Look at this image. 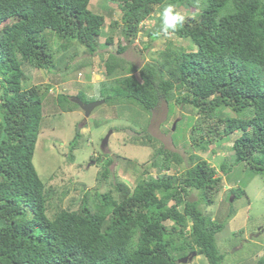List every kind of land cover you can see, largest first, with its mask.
Returning a JSON list of instances; mask_svg holds the SVG:
<instances>
[{"label":"trees","instance_id":"trees-1","mask_svg":"<svg viewBox=\"0 0 264 264\" xmlns=\"http://www.w3.org/2000/svg\"><path fill=\"white\" fill-rule=\"evenodd\" d=\"M103 1L116 3L121 19L111 24L119 28V40L115 54L103 61L106 79L97 84L99 101L136 105L148 114L160 101L190 107L194 116L186 137L192 153L185 160L146 134L148 144H140L152 147L155 177L143 169L132 188L113 180L112 191L82 192L73 211L61 206L66 192L55 205L52 187L33 165L42 103L51 96V86L24 89L22 68L57 70L62 61L76 57L70 44L86 54L80 66H91L102 47L98 39L105 19L88 8L90 0H0V264H177L192 252L208 264H224L216 235L235 211L231 208L223 220L207 213L223 181L200 153H214L240 133L231 146L235 163L264 171V0ZM168 5L198 10L167 30L188 45L169 40L141 67L125 65L117 55L130 48L142 53L134 41L144 21L154 19L144 51L165 33ZM156 8L159 18L153 16ZM53 36L61 40L58 51H73L65 59H54ZM112 43L110 35L103 47ZM77 97L59 93L52 102L59 111L71 112L79 108L72 102ZM80 138L77 130L68 144L69 161ZM110 163L99 171L97 182L108 178ZM184 163L170 174L172 165ZM219 168L228 175L226 158ZM192 191L197 200L190 199ZM257 264H264V258Z\"/></svg>","mask_w":264,"mask_h":264},{"label":"rangeland","instance_id":"rangeland-1","mask_svg":"<svg viewBox=\"0 0 264 264\" xmlns=\"http://www.w3.org/2000/svg\"><path fill=\"white\" fill-rule=\"evenodd\" d=\"M88 8L105 19L98 39L102 47H99L97 54L91 58V66H80L83 60L79 59L85 58L86 54L83 48L70 44L69 48L72 50L76 48L74 52H77V55L72 61L68 59L62 61L57 70L50 72L36 70L28 65L22 68L26 79L22 83L24 89L41 83L51 86V96L45 97L42 103V126L36 141L33 165L40 179L48 181V185L52 187L51 195L55 205L59 204L60 194L66 192L60 202L62 208L69 211L77 209L84 191L96 190L98 193L112 191L113 180L127 181L128 186L132 188L135 180L141 178L139 171L143 169L148 172L147 176L155 177L158 171L151 167L152 147L140 144L148 142L143 138L146 134L159 148L178 152L185 160L189 153H192L186 137L188 127L191 125L189 117L194 116V111L190 107H167L160 101L148 114L136 105L102 104L88 117L80 107L66 113L55 107L52 101L57 93L80 95L77 98H81L83 104L99 101L97 84L106 79L103 61L109 54H115L117 49L119 28L113 30L111 24L120 23L121 11L118 5L103 0H90ZM173 11L187 20L188 16H193L198 10L194 7L189 9L181 7L173 8ZM159 15V8H156L153 16L159 18ZM153 23L154 19H148L140 25L141 29L134 43L142 50L141 54L130 48L125 53L117 55L125 65L141 67L169 40L183 47L188 45L187 41L177 39L171 33H162L160 38L144 51V44L149 41L147 31L153 29ZM110 35L113 36V43L103 47L105 39ZM60 43L61 40L52 37L51 51L55 60L60 55L65 59L73 52L68 48V51H58ZM63 66H67V71ZM135 75L137 76L136 73ZM116 76H121V72ZM48 101L50 105H46ZM95 122L103 124L92 130ZM77 130L81 138L77 148L72 152V161H69L68 144ZM239 134L233 135L216 147L214 153L209 151L200 153L203 159L217 170V175L223 181L218 198L212 206L206 208V211L222 220L231 208L235 211L223 231L216 235V246L219 253L224 256V264H257L264 258V171H254L243 164L235 163L231 146ZM106 137L107 143L103 147L102 142ZM224 158L229 167L227 176H223L219 168ZM94 159L99 160L96 162ZM108 162H111L108 178L101 181L102 183L97 182L100 181L99 171L106 168ZM172 166L174 168L170 169V174L186 167V164L178 168ZM229 194V198L225 200ZM234 194L235 199H232ZM190 199H198L196 191L190 193ZM167 224L170 225L169 222ZM239 230L243 234L235 235L234 233ZM178 261L179 259L176 260L177 264H208L202 255L194 256L186 263Z\"/></svg>","mask_w":264,"mask_h":264},{"label":"water","instance_id":"water-1","mask_svg":"<svg viewBox=\"0 0 264 264\" xmlns=\"http://www.w3.org/2000/svg\"><path fill=\"white\" fill-rule=\"evenodd\" d=\"M72 102L78 104V106L83 110L84 115L86 117H88L90 115V113L92 112V110L95 107H97L99 105H102L104 101L101 100V101H96V102H93V103L83 104L79 99H76L75 98V99H72ZM172 130H174V126L172 127ZM107 137L103 140L102 146H105L106 145V143H107ZM194 256H196V252H192L190 255L185 256V257L179 259L178 262L179 263H186L188 261H191Z\"/></svg>","mask_w":264,"mask_h":264},{"label":"clouds","instance_id":"clouds-1","mask_svg":"<svg viewBox=\"0 0 264 264\" xmlns=\"http://www.w3.org/2000/svg\"><path fill=\"white\" fill-rule=\"evenodd\" d=\"M163 16H164V21L167 24V28H165V33H167L168 29H175L177 24L181 23L184 19L183 16H181L179 13H174L173 11V6L172 5H168L163 12ZM80 76V75H79ZM59 94V93H57ZM56 94V95H57ZM75 99V98H72ZM77 99V98H76ZM101 101V100H100ZM100 106V105H99ZM98 107V106H97ZM96 108V107H95ZM94 108V109H95ZM93 109V110H94ZM92 110V111H93ZM91 114V113H90ZM104 147V146H103Z\"/></svg>","mask_w":264,"mask_h":264},{"label":"bare ground","instance_id":"bare-ground-1","mask_svg":"<svg viewBox=\"0 0 264 264\" xmlns=\"http://www.w3.org/2000/svg\"><path fill=\"white\" fill-rule=\"evenodd\" d=\"M231 201V200H230Z\"/></svg>","mask_w":264,"mask_h":264}]
</instances>
